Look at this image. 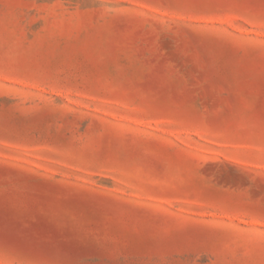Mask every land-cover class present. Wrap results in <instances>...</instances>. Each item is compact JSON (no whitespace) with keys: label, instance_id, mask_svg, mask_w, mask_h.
Listing matches in <instances>:
<instances>
[{"label":"rangeland","instance_id":"1","mask_svg":"<svg viewBox=\"0 0 264 264\" xmlns=\"http://www.w3.org/2000/svg\"><path fill=\"white\" fill-rule=\"evenodd\" d=\"M0 264H264V0H0Z\"/></svg>","mask_w":264,"mask_h":264}]
</instances>
